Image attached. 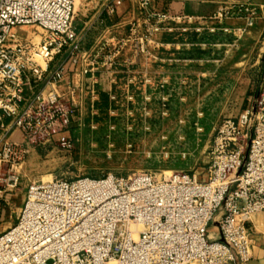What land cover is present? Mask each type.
Listing matches in <instances>:
<instances>
[{"label": "built area", "instance_id": "obj_1", "mask_svg": "<svg viewBox=\"0 0 264 264\" xmlns=\"http://www.w3.org/2000/svg\"><path fill=\"white\" fill-rule=\"evenodd\" d=\"M130 1L146 20H192L157 10L155 0ZM123 2L105 0V8L114 13ZM74 5L75 0H0V169L22 162L37 139L61 134L73 116L58 84L67 63L76 66L87 55L73 25ZM258 17L259 9L248 3L221 4L209 20L244 18L250 27ZM24 27L40 29L37 44ZM59 57L63 60L55 64ZM13 128L20 140L11 138ZM59 141L69 145L65 135ZM260 212L264 82L255 88L250 108L218 127L202 178L141 172L31 183L16 223L0 233V264L245 262L249 226Z\"/></svg>", "mask_w": 264, "mask_h": 264}, {"label": "rangeland", "instance_id": "obj_2", "mask_svg": "<svg viewBox=\"0 0 264 264\" xmlns=\"http://www.w3.org/2000/svg\"><path fill=\"white\" fill-rule=\"evenodd\" d=\"M102 1L75 0L73 25L79 32L92 26L82 42L87 55L76 66L68 62L58 84L74 113L61 134L37 139L19 163L25 190L41 180L110 173L202 178L222 121L236 120L251 106L261 79L264 37L248 41L212 20L156 23L130 0L101 22ZM165 4H155L156 9ZM22 32L39 42L40 29ZM88 64L92 71L84 74ZM69 66L79 68L75 81ZM61 135L68 146L60 143Z\"/></svg>", "mask_w": 264, "mask_h": 264}, {"label": "crops", "instance_id": "obj_3", "mask_svg": "<svg viewBox=\"0 0 264 264\" xmlns=\"http://www.w3.org/2000/svg\"><path fill=\"white\" fill-rule=\"evenodd\" d=\"M165 4L164 10H168L171 16L191 17L192 22L207 23L209 17L216 11L221 4H239L248 3L249 5L259 9V17L255 23L246 27L244 18H231L224 22L226 29H231L235 33H243L248 41H257L264 37V0H155V4ZM119 13V7L114 13H109L105 8V0L102 1V8L98 21L102 22L104 18H110L111 15ZM92 26V24H90ZM90 25L84 28L79 35L83 42V37L90 32ZM93 28V27H92ZM89 31V32H88ZM75 81L76 76H79V68L68 67ZM71 78V77H70ZM260 82H264V56L262 59V72ZM259 82V83H260ZM254 95V93H253ZM253 95L250 101L252 102ZM11 138L14 140L21 139V133L13 128ZM17 165L3 164L0 169V233L6 231L17 221V218L23 208L26 190L20 186V176L18 174ZM16 215L12 219V215ZM250 257L245 262H240L236 259L233 264H264V212L254 214L250 223ZM232 264V263H231Z\"/></svg>", "mask_w": 264, "mask_h": 264}, {"label": "bare ground", "instance_id": "obj_4", "mask_svg": "<svg viewBox=\"0 0 264 264\" xmlns=\"http://www.w3.org/2000/svg\"><path fill=\"white\" fill-rule=\"evenodd\" d=\"M39 40V39H38Z\"/></svg>", "mask_w": 264, "mask_h": 264}]
</instances>
